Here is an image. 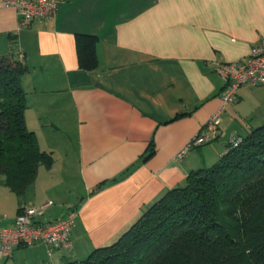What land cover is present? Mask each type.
Segmentation results:
<instances>
[{
  "label": "crops",
  "instance_id": "0c3cea01",
  "mask_svg": "<svg viewBox=\"0 0 264 264\" xmlns=\"http://www.w3.org/2000/svg\"><path fill=\"white\" fill-rule=\"evenodd\" d=\"M49 19L19 26L0 0V55L26 66L25 124L51 155L19 199L0 184V226L46 202L41 220L76 214L68 250L41 243L0 264H62L116 241L188 174L208 168L234 134L264 124V85L221 106L220 64L264 40V0H58ZM92 36L90 68L77 37ZM82 38L80 48L88 42ZM207 140L177 153L196 135Z\"/></svg>",
  "mask_w": 264,
  "mask_h": 264
},
{
  "label": "trees",
  "instance_id": "16d2710c",
  "mask_svg": "<svg viewBox=\"0 0 264 264\" xmlns=\"http://www.w3.org/2000/svg\"><path fill=\"white\" fill-rule=\"evenodd\" d=\"M93 42L77 37L82 68L92 67ZM26 72L14 54L0 55V184L19 199L52 162L25 124ZM62 264H264V124L232 135L216 163L190 172L116 241Z\"/></svg>",
  "mask_w": 264,
  "mask_h": 264
},
{
  "label": "built area",
  "instance_id": "2783aa9c",
  "mask_svg": "<svg viewBox=\"0 0 264 264\" xmlns=\"http://www.w3.org/2000/svg\"><path fill=\"white\" fill-rule=\"evenodd\" d=\"M58 0H2L4 7H13L19 14V26L28 27L37 20L52 18L58 10ZM217 73L222 80L221 106L211 116L210 123L217 127L224 107L236 99L237 91L243 86L264 85V40L257 43L246 59L220 64ZM207 140L202 134L194 136L177 153L181 157L187 149ZM46 202L39 207L23 206L11 225L0 226V257L9 258L19 247L41 243L48 250H67L71 246L70 234L76 214L69 211L64 219L41 220Z\"/></svg>",
  "mask_w": 264,
  "mask_h": 264
}]
</instances>
